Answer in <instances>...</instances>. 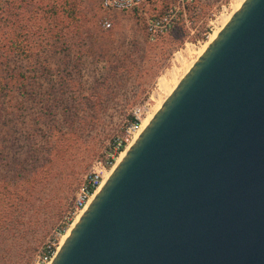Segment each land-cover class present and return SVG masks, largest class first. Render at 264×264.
I'll list each match as a JSON object with an SVG mask.
<instances>
[{
  "label": "rangeland",
  "instance_id": "1",
  "mask_svg": "<svg viewBox=\"0 0 264 264\" xmlns=\"http://www.w3.org/2000/svg\"><path fill=\"white\" fill-rule=\"evenodd\" d=\"M67 2L85 22L91 51L65 37ZM228 2L195 0L183 10L179 0H150L109 12L101 0H0V82L8 68L29 76L28 95L12 105L0 98V264H35L48 245L60 246L93 165L123 136L137 106L150 103L153 114L167 99L193 51L228 17L217 20ZM51 102H59L55 114ZM52 116L60 127L50 132Z\"/></svg>",
  "mask_w": 264,
  "mask_h": 264
},
{
  "label": "water",
  "instance_id": "2",
  "mask_svg": "<svg viewBox=\"0 0 264 264\" xmlns=\"http://www.w3.org/2000/svg\"><path fill=\"white\" fill-rule=\"evenodd\" d=\"M51 264H264V0H246Z\"/></svg>",
  "mask_w": 264,
  "mask_h": 264
},
{
  "label": "built area",
  "instance_id": "3",
  "mask_svg": "<svg viewBox=\"0 0 264 264\" xmlns=\"http://www.w3.org/2000/svg\"><path fill=\"white\" fill-rule=\"evenodd\" d=\"M148 1L150 0H101V6L103 9L109 12H130L139 8ZM194 1L195 0H179L178 5L183 10H186V8L192 5ZM245 1L246 0H229L228 3L221 7V12L219 13L217 20H219V18L223 15H231L233 12L232 6L239 4L240 2L244 4ZM111 25L112 24L110 20H107L104 23V27L107 29L110 28ZM150 31H152V28H150ZM151 113L152 107L150 103L137 106L133 110L132 118L124 128L123 136L115 139L113 147L107 154L105 160L96 162L93 165L89 175L86 177L82 188L77 194V198L74 203V210H72L70 214L67 228L63 231V233H66L76 218H78L80 214L88 207L91 197L106 181L115 164L117 163L119 156L124 150L127 149V147L132 145L143 132L142 129L144 121ZM63 235L64 234H60L61 237ZM58 248L59 246L57 243L48 245L38 257L35 264H51L58 251Z\"/></svg>",
  "mask_w": 264,
  "mask_h": 264
},
{
  "label": "trees",
  "instance_id": "4",
  "mask_svg": "<svg viewBox=\"0 0 264 264\" xmlns=\"http://www.w3.org/2000/svg\"><path fill=\"white\" fill-rule=\"evenodd\" d=\"M68 5L69 4L67 2L64 5L65 7L63 6L64 7L63 12L66 14L65 19L63 20L64 30L67 31L65 37L67 38V41H69V42L75 40L74 43H77V46L79 48L83 49L84 51H91V50H89L90 46L88 45L87 41L85 40V26H84L85 22L82 21L80 18H77L76 13H70L71 10H68L66 8ZM52 10H53L54 15H56V12H58L57 7L56 6L53 7ZM73 15H74V18H71ZM62 29H63V27L61 28V30ZM72 38H73V40H72ZM74 43H72V44H74ZM11 45H12V48L15 49V51L20 53V54H24V52H26L24 50V47L18 41H12ZM32 54L33 53H31V54L26 53L24 55H26V57H30V56H33ZM84 64H85V62L83 63V65ZM27 78H29V76L26 75V73L20 72V73L14 74L13 71L10 68H8V74L4 78H2V81L0 82V98L1 97H3L4 99L9 98V102H4L3 104L6 103L7 105H12L13 99L16 98L18 100L17 95H19V94H21L23 97L28 95V93H29L28 92L29 81ZM13 81H15L14 85H12ZM9 83H11L10 87H9ZM19 83H21V84H19ZM62 86H65V84L63 83ZM13 87H16L15 92H6L8 89L12 90ZM13 93H15V94H13ZM54 100H55V98L52 101H54ZM59 102L58 103L51 102V104L53 103L54 106H51V105L49 106L50 113L55 114L56 110H53V107H57ZM52 118H50L48 121V126H49L50 132H52L54 129H57L60 127L59 126L60 123L58 120H56L55 116H52ZM18 164H22V163H18ZM2 202H3V200H1V202H0V210L2 208ZM58 241H59V238L57 239V242Z\"/></svg>",
  "mask_w": 264,
  "mask_h": 264
},
{
  "label": "bare ground",
  "instance_id": "5",
  "mask_svg": "<svg viewBox=\"0 0 264 264\" xmlns=\"http://www.w3.org/2000/svg\"><path fill=\"white\" fill-rule=\"evenodd\" d=\"M243 5L242 2H240L239 4H235L234 6H232L233 8V12L231 13V15H228L227 18L224 19V23L218 27L217 31H215L210 37L209 39L202 45V47L199 50H195L193 51V56L194 59L191 62H188L185 64V73L182 75L181 79L175 84V86L173 87L172 91H170L168 93L167 99L171 96V94L175 91V89L178 87V85L180 84L181 80L186 76V74H188V72L191 70V68L194 66V64L198 61V59L204 54V52L208 49V47L213 43V41L217 38V36L219 35V33L223 30V28L228 24V22L231 20L232 16L241 8V6ZM165 99H161V101L159 102V105L156 107L155 111L153 114L149 115L148 118L145 119L144 124H143V129L144 130L146 128V126L150 123V121L154 118V116L157 114V112L160 110V108L163 106V104L165 103V101L167 100ZM132 145H130L129 147H127L126 150H124L122 152V154L119 156L117 163L115 164L114 168L112 169L111 173L109 174L108 178L111 176V174L114 172V170L116 169V167L120 164V162L123 160V158L126 156L128 150L131 148ZM108 178L106 179V181L108 180ZM106 181L103 183V185L95 192V194L91 197L90 203L88 205V207L90 206V204L93 202V200L96 198V196L99 194L100 190L103 188L104 184L106 183ZM87 207V208H88ZM86 208V209H87ZM85 209V210H86ZM85 212V211H84ZM84 212H82L80 214V216L78 218H76V220L74 221V223L69 227V229L66 231V233L63 235L60 246L58 248V250L61 248V246L65 243V241L67 240V238L69 237V235L71 234L72 230L74 229L75 225L78 223V221L80 220V218L82 217V215L84 214Z\"/></svg>",
  "mask_w": 264,
  "mask_h": 264
}]
</instances>
